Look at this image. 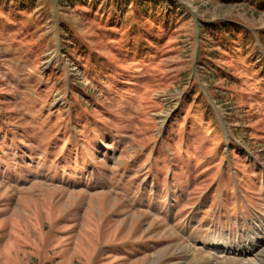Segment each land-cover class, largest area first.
I'll list each match as a JSON object with an SVG mask.
<instances>
[{
  "label": "rangeland",
  "instance_id": "obj_1",
  "mask_svg": "<svg viewBox=\"0 0 264 264\" xmlns=\"http://www.w3.org/2000/svg\"><path fill=\"white\" fill-rule=\"evenodd\" d=\"M255 43L264 0H0V264H264L208 246L264 235Z\"/></svg>",
  "mask_w": 264,
  "mask_h": 264
},
{
  "label": "bare ground",
  "instance_id": "obj_2",
  "mask_svg": "<svg viewBox=\"0 0 264 264\" xmlns=\"http://www.w3.org/2000/svg\"><path fill=\"white\" fill-rule=\"evenodd\" d=\"M224 240L228 242H225ZM209 242L210 245L208 246L212 250L221 248L222 252H228L231 251L230 248H232V250L239 249L238 251L245 250L251 253L256 246H258L261 243H264V235L259 236L258 234H256L253 236L249 234L248 236L246 235V237L243 238L240 237V239H235L233 241L228 239V237L225 238L216 237L214 238V240L212 241L210 240Z\"/></svg>",
  "mask_w": 264,
  "mask_h": 264
},
{
  "label": "trees",
  "instance_id": "obj_3",
  "mask_svg": "<svg viewBox=\"0 0 264 264\" xmlns=\"http://www.w3.org/2000/svg\"><path fill=\"white\" fill-rule=\"evenodd\" d=\"M93 20V19H92ZM91 20V21H92ZM206 24V23H205ZM217 25V26H220V25H228V23H225V22H223V21H217V22H211V23H208V24H206V25H204V23H203V25H202V27L200 28L201 30H203V28H207L206 26H212V25ZM256 33H259V32H256ZM259 37V41L261 42V37H260V35L259 34H257ZM252 36V35H251ZM252 40L255 42V40H254V38L252 37ZM145 41H146V39H145ZM255 48H256V50H257V52H258V54H259V56H260V58H261V62L263 63V66H262V69H261V67L260 68H257V69H255L256 71H259V70H263L264 69V57H263V55L260 53V51H259V48H258V46L256 45V43H255ZM139 59V58H138ZM152 60V59H151ZM134 65H136V66H139L140 65V63H139V61H135L134 60ZM133 66V65H132ZM130 71H134V72H136L137 71V69L136 68H134V67H132L131 68V70ZM258 81H260V80H258ZM152 86H154V82H152ZM234 143V142H233Z\"/></svg>",
  "mask_w": 264,
  "mask_h": 264
}]
</instances>
